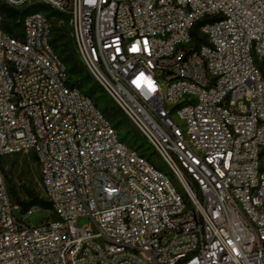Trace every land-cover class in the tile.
Masks as SVG:
<instances>
[{
	"label": "built area",
	"instance_id": "obj_1",
	"mask_svg": "<svg viewBox=\"0 0 264 264\" xmlns=\"http://www.w3.org/2000/svg\"><path fill=\"white\" fill-rule=\"evenodd\" d=\"M0 2L47 7L0 14V157L34 155L50 216L27 224L0 167V264H264V0Z\"/></svg>",
	"mask_w": 264,
	"mask_h": 264
},
{
	"label": "rangeland",
	"instance_id": "obj_2",
	"mask_svg": "<svg viewBox=\"0 0 264 264\" xmlns=\"http://www.w3.org/2000/svg\"><path fill=\"white\" fill-rule=\"evenodd\" d=\"M64 24L66 25V23ZM58 40L62 45L61 48H64L62 51L63 55L65 54L66 57L70 56L67 61L68 67L73 63L74 60V62L80 68L81 72L71 74V78L73 80L78 79V83L84 86L87 91H92L94 99L102 109H107V111H109V109H112V104L109 98L104 93L100 92L97 89L95 83L92 82L89 77H87V74L85 72H83V69L78 63L69 40L65 37V34H63ZM66 53H69V55H67ZM111 119H114L116 121L115 123L117 132L123 140L129 141L130 144L140 147L141 150L148 157H150L152 163L158 166V168H160L161 170L167 172V169L162 161L156 156V154L151 152L148 144L142 137L138 135V133L134 130L128 120H126L119 113L112 115ZM1 159L3 168L2 170L5 173L4 178L6 187L8 186V184H11L15 188L20 199L26 198L24 188L30 189L35 194L41 196L42 191L38 183L37 166L31 156L30 151L5 155L2 156ZM174 184L175 186H177L176 182H174ZM13 212L16 214L19 213L18 210H13ZM47 219H50V216L44 209L34 207L33 211L27 217V224L31 226L38 225L46 221ZM88 223L89 219L86 216H79L75 220V224L79 227L86 226L88 225Z\"/></svg>",
	"mask_w": 264,
	"mask_h": 264
},
{
	"label": "trees",
	"instance_id": "obj_3",
	"mask_svg": "<svg viewBox=\"0 0 264 264\" xmlns=\"http://www.w3.org/2000/svg\"><path fill=\"white\" fill-rule=\"evenodd\" d=\"M47 7L44 4L41 3H31L25 6H22L21 8H13L10 7L2 2H0V14L3 17V22H2V28L11 33L13 32V30L18 29L20 27L22 18L31 12L34 11H39V10H46ZM51 15H55L54 11H50ZM63 34H57L56 36H54V38L52 39L53 41L58 40ZM64 48H60L59 52H62ZM67 55H69V53H66ZM63 60L65 62L68 61V58L70 57H66L65 54L62 56ZM72 60V58H71ZM68 72L70 74L76 73V72H81L79 66L74 62L69 65L68 67ZM88 77V75H87ZM78 79L73 80V83L76 84L78 83ZM86 93H88L89 95L92 94V91H87ZM104 113L106 115H115L117 114V110L113 108L109 109V111H107V109H103ZM31 156L33 158V160H35L34 155L31 153ZM0 167L2 168V159L0 157ZM3 169V168H2ZM3 171V170H2ZM3 175H5L4 171H3ZM7 191L8 194L11 198V201L13 203L18 204L19 206V210L21 212L25 211L28 207L33 206V205H38L41 208H45L47 206V202L42 198V196H39L37 194H35L34 192H32L30 189L24 188V192L26 194V198L25 199H20L15 188L11 185L8 184L7 186Z\"/></svg>",
	"mask_w": 264,
	"mask_h": 264
}]
</instances>
